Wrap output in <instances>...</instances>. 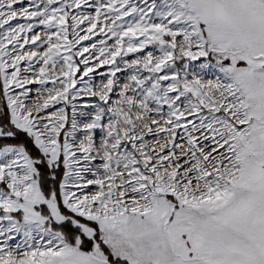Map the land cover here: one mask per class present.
I'll list each match as a JSON object with an SVG mask.
<instances>
[{
    "label": "snow or ice",
    "instance_id": "obj_1",
    "mask_svg": "<svg viewBox=\"0 0 264 264\" xmlns=\"http://www.w3.org/2000/svg\"><path fill=\"white\" fill-rule=\"evenodd\" d=\"M0 264H264V0H0Z\"/></svg>",
    "mask_w": 264,
    "mask_h": 264
}]
</instances>
